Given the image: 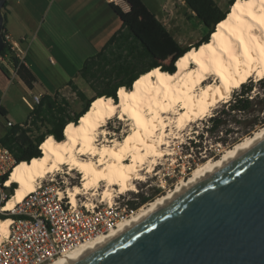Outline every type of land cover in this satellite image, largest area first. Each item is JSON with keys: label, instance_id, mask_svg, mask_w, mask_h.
I'll return each instance as SVG.
<instances>
[{"label": "bare ground", "instance_id": "1", "mask_svg": "<svg viewBox=\"0 0 264 264\" xmlns=\"http://www.w3.org/2000/svg\"><path fill=\"white\" fill-rule=\"evenodd\" d=\"M250 77L256 80L264 77V3L234 0L226 16L215 25L209 40L198 47L191 46L181 55L175 61L173 73L153 67L139 75L130 88L119 87L116 100L105 95L96 97L76 123L65 125L62 140L48 135L39 145V157L13 164L4 185L9 186L11 182L17 185L0 210L12 211L47 174L60 170L62 165L81 173L80 185L64 192L72 203L79 194L96 193L101 183L104 184L101 199L108 201L112 200L115 189L136 190L135 183L143 181L159 159L174 154L173 141L181 139L182 132L192 122L209 115L217 103L227 101L231 92ZM121 88L125 90L123 94ZM114 116L126 121V128L120 134H110L105 128ZM263 139L264 126L236 142L218 158L202 162L174 189L142 205L109 231L78 244L50 264L73 263ZM10 219H0L3 237L8 233Z\"/></svg>", "mask_w": 264, "mask_h": 264}, {"label": "water", "instance_id": "2", "mask_svg": "<svg viewBox=\"0 0 264 264\" xmlns=\"http://www.w3.org/2000/svg\"><path fill=\"white\" fill-rule=\"evenodd\" d=\"M71 264H264V139Z\"/></svg>", "mask_w": 264, "mask_h": 264}, {"label": "trees", "instance_id": "3", "mask_svg": "<svg viewBox=\"0 0 264 264\" xmlns=\"http://www.w3.org/2000/svg\"><path fill=\"white\" fill-rule=\"evenodd\" d=\"M128 4V10H123L119 5L111 3L112 9L121 20V27L114 33L94 55L88 57L77 76L87 83L94 90L91 97H86L83 90L79 89L73 81H69L72 91L81 101V109L77 112H70L69 100L55 92L53 95L43 94L34 109L30 110L27 119L21 123H13L7 126L5 132L0 136V146L11 151L14 161H29L33 157H39L41 151L39 145L46 136L51 135L55 140H62L63 129L69 122L76 123L81 115L89 108L93 99L98 96H109L116 100V91L119 87L130 88L133 81L142 73L153 67H160L163 71L173 73L175 61L183 55L191 46L198 47L209 40L210 34L214 31L215 25L222 20L228 9H220L215 0H183L202 22L207 31L202 37L188 46L180 45L171 32L156 18L149 10L143 0H124ZM234 0H228L232 4ZM7 0L5 1V5ZM228 5V6H229ZM4 27L5 46L0 54H5L7 60L14 66H18L17 75L23 82H28L31 76L22 63L14 56L6 39ZM169 55L167 63L160 61L159 55ZM144 62V63H143ZM0 71L7 74L6 67L0 64ZM257 83L264 90V77L257 80ZM240 93L229 100V110L220 111L221 115H211L208 118L209 124L206 131L214 132L224 123L225 115L230 111L249 113L255 109L257 102L264 104V95L259 101L249 94L253 83L242 84ZM0 113L5 115L0 107ZM23 124V125H21ZM264 119L254 121V125H263ZM222 141H226L223 139ZM9 176V171L0 176V188L5 192V200L13 193L16 182L11 186L3 185ZM152 195L138 194L136 200L126 205L137 209L141 205L154 199ZM4 202L0 201V205ZM15 216V215H11ZM7 216L0 213V219Z\"/></svg>", "mask_w": 264, "mask_h": 264}, {"label": "rangeland", "instance_id": "4", "mask_svg": "<svg viewBox=\"0 0 264 264\" xmlns=\"http://www.w3.org/2000/svg\"><path fill=\"white\" fill-rule=\"evenodd\" d=\"M161 1L163 0H145V3L149 6L148 8L150 10H155ZM172 1L175 2L173 5L176 9V12L174 11V17H176L173 18V20L177 21V23H179L178 25L181 26L180 30L173 31V33L182 46L195 43L205 34L207 29L204 28V25L196 17H190L191 14L188 10L185 12L183 9L184 6H181L180 0H170L169 2L171 3ZM215 1L223 11L229 9L230 5L228 4V0ZM183 3L186 5L185 2ZM169 27L173 29V26ZM158 57L163 63H167L170 59L169 55L160 54ZM1 77L4 79V82H0V100L3 102L4 107L8 109L9 114L7 113L8 115H4L0 113V134L5 132L7 120L13 123L24 122L30 112V109L22 100V95L30 98L23 82L17 77L11 81H9V79L6 80L2 75ZM250 83H253V87L248 95H250V97L253 96L255 101H259L264 95V90L254 77H250L244 84L249 85ZM76 85L79 89L84 91L86 97H91L94 94V90H92L85 81L78 80ZM241 88V86L235 88L227 101L217 103L209 115L198 118L195 122H192L189 127L182 132L183 136L181 139H175L173 141L171 148L174 154L159 159V163L156 165L155 169L150 174H147V177L143 181H137L135 183L136 190L119 192L115 189L113 191V197L118 201V204L124 206L128 202L136 200L138 194L152 195L155 193L154 198L165 194L168 190L174 189L181 180L186 179L190 173H192L193 169L202 162L218 158L226 149L233 146L236 142L243 140L246 136L264 126V124L254 125L255 120L260 118L264 119V104L261 106L257 102L254 106L255 109L251 112L243 113L230 111L228 115H225L224 123L217 131H206L207 125L209 124L208 118L211 115H221L220 111L222 110H229V100L240 93ZM66 93L70 104V112L79 111L82 106L80 99L75 93H72V89L69 91L67 88ZM124 123H126V121H122L114 116L108 120L105 128H107L110 134L112 132L120 134L123 127H125ZM223 139L226 141H222ZM53 174L56 175L55 177L58 184L65 190L74 185H80L81 173L77 170H68L66 165H62L61 169L58 171L47 174L43 179L45 180ZM9 186H11V184ZM103 186L104 184L101 183L94 194L92 193L93 191H88L78 196L83 199L86 197V199L91 201L99 200L102 198L100 191ZM0 213L10 218L12 217L11 215L15 214L11 211L7 212L1 210ZM2 238L3 235H0V241Z\"/></svg>", "mask_w": 264, "mask_h": 264}, {"label": "crops", "instance_id": "5", "mask_svg": "<svg viewBox=\"0 0 264 264\" xmlns=\"http://www.w3.org/2000/svg\"><path fill=\"white\" fill-rule=\"evenodd\" d=\"M169 1L163 0L155 10H149L177 40L173 31L180 30L181 26L173 20L175 2ZM183 2L180 0L185 12L188 10L190 17H196ZM121 8L125 11L129 8L124 0ZM3 11L7 35L26 51L22 64L31 76L28 82H23L18 75L17 78L29 95L58 92L68 99L69 81L76 84L82 80L77 71L84 61L121 27V20L109 0H7ZM3 66L7 74L0 71V82H4L1 75L6 80L10 77L8 67ZM0 107L9 114L1 100Z\"/></svg>", "mask_w": 264, "mask_h": 264}, {"label": "built area", "instance_id": "6", "mask_svg": "<svg viewBox=\"0 0 264 264\" xmlns=\"http://www.w3.org/2000/svg\"><path fill=\"white\" fill-rule=\"evenodd\" d=\"M109 2L120 7L123 4V0ZM6 39L14 56L23 63L25 49L8 35ZM0 64L8 67L10 80L17 77L18 66L9 62L5 54H0ZM41 95L31 94L30 98L23 95L22 100L32 110ZM11 124L12 121H6V126ZM14 163L11 151L0 146V176L10 171ZM55 176L43 179L11 211L15 216L11 217L8 233L0 241V264H50L78 244L109 231L136 210L120 206L114 197L111 201H91L77 196L72 203ZM1 190L0 201L5 202L6 195Z\"/></svg>", "mask_w": 264, "mask_h": 264}, {"label": "snow or ice", "instance_id": "7", "mask_svg": "<svg viewBox=\"0 0 264 264\" xmlns=\"http://www.w3.org/2000/svg\"><path fill=\"white\" fill-rule=\"evenodd\" d=\"M261 3H264V0H261ZM253 19H255V17H253ZM152 75V74H149ZM148 77H144V79H147ZM140 81H137V84H139ZM120 92L123 94L125 92V90L123 88L120 89ZM133 98H135V94H133Z\"/></svg>", "mask_w": 264, "mask_h": 264}]
</instances>
